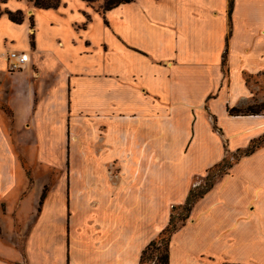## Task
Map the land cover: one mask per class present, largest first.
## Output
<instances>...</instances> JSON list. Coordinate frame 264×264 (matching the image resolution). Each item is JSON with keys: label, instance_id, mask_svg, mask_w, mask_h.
<instances>
[{"label": "crops", "instance_id": "crops-1", "mask_svg": "<svg viewBox=\"0 0 264 264\" xmlns=\"http://www.w3.org/2000/svg\"><path fill=\"white\" fill-rule=\"evenodd\" d=\"M0 4V264H140L264 134V107L229 113L264 104V0ZM168 264H264V144L193 204Z\"/></svg>", "mask_w": 264, "mask_h": 264}, {"label": "trees", "instance_id": "trees-1", "mask_svg": "<svg viewBox=\"0 0 264 264\" xmlns=\"http://www.w3.org/2000/svg\"><path fill=\"white\" fill-rule=\"evenodd\" d=\"M4 1V0H2ZM1 1V2H2ZM34 3L36 7L39 8H48V7H55L58 4V1L56 0H28ZM132 0H104V5L102 7L103 11L104 10H109L112 9L122 3H128ZM229 6H230V12L233 7V0H229ZM5 13H7L8 17L10 20L14 22H22L23 16L21 11H9L7 10ZM1 14V11H0ZM264 107V104H260L258 107L257 106H248L244 109H238V108H230L229 113L232 115H239V114H257L262 111ZM264 144V134L258 137L257 139L253 140L248 147H246L243 150H238L236 155L232 157L231 159L224 157L219 163L213 165L210 167L207 171V174L204 179V184H198L192 187L189 191V194L187 196L186 202L183 205L179 206H174L172 208L171 212V217L169 220V223L167 226L159 233V236H164L167 235L168 237V242H167V247L165 250L164 255L160 258V260L163 261V264H168L169 262V241L170 237L175 232L179 226L176 224L174 221V211L177 208L182 209V213L179 214V220H180V226L183 225L185 220L188 218L189 213L192 209L193 204L200 198L202 197L214 184L215 179L218 176H221L225 173L228 172L229 168L235 163L241 156L244 155H249L253 153L258 147ZM158 236V237H159ZM155 243V239L152 240L147 247L143 250L141 259H140V264H142L143 259L145 257V254L147 252V249Z\"/></svg>", "mask_w": 264, "mask_h": 264}, {"label": "rangeland", "instance_id": "rangeland-1", "mask_svg": "<svg viewBox=\"0 0 264 264\" xmlns=\"http://www.w3.org/2000/svg\"><path fill=\"white\" fill-rule=\"evenodd\" d=\"M1 1L2 0H0V2ZM56 1H58V0H56ZM0 7H1V4H0ZM4 32L7 33L5 30H4ZM5 47L9 49V45H6ZM255 106L258 107L259 105H255ZM235 155H236V152H231V153L229 152L227 154V158L231 159ZM23 167L25 168V170L27 171L28 174H30L32 172V166L24 165ZM200 184H204V179ZM181 213H182L181 208H177L174 211V221L176 222V224L179 227H180V220L178 217H179V214H181ZM158 236L155 238V243L147 249V252L145 254V257L143 259L142 264H163V261L160 260V258L165 253V250L167 247V242H168V237H167V235L159 236V237Z\"/></svg>", "mask_w": 264, "mask_h": 264}, {"label": "built area", "instance_id": "built-area-1", "mask_svg": "<svg viewBox=\"0 0 264 264\" xmlns=\"http://www.w3.org/2000/svg\"><path fill=\"white\" fill-rule=\"evenodd\" d=\"M9 70L15 71L24 67L28 61V56L24 52L10 51L7 53Z\"/></svg>", "mask_w": 264, "mask_h": 264}]
</instances>
